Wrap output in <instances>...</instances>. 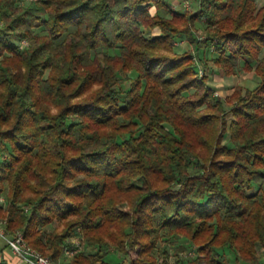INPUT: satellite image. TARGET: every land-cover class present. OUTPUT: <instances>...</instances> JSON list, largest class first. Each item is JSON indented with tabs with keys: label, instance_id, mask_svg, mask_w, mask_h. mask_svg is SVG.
<instances>
[{
	"label": "trees",
	"instance_id": "1",
	"mask_svg": "<svg viewBox=\"0 0 264 264\" xmlns=\"http://www.w3.org/2000/svg\"><path fill=\"white\" fill-rule=\"evenodd\" d=\"M261 2L197 0L177 11L168 0H0L6 233L21 230L51 264H228L229 249L259 264ZM182 37L190 49L176 52ZM207 61L259 80L216 95L210 74H198ZM186 243L194 258L179 254ZM109 249L123 258L108 261Z\"/></svg>",
	"mask_w": 264,
	"mask_h": 264
},
{
	"label": "rangeland",
	"instance_id": "2",
	"mask_svg": "<svg viewBox=\"0 0 264 264\" xmlns=\"http://www.w3.org/2000/svg\"><path fill=\"white\" fill-rule=\"evenodd\" d=\"M28 1L29 0H21V3L24 4V3H27ZM168 1L172 5V8L174 10H177V11H184V10L195 11L197 9V0H168ZM256 2H257V6L261 5V3H262L261 0H256ZM151 12L154 13V8L153 7L151 8ZM38 33L39 34H43L44 31H38ZM153 33H158V30H154ZM194 33H195V36L198 37V39H202L204 37L203 25L200 24V23H196L195 32ZM19 45H20L21 48H26L28 46V42L23 40V41L19 42ZM188 49H190V46H189L188 42L184 39V37H182L180 39L177 38L174 41V50L176 52H182V51H185V50H188ZM207 49L206 48L202 49V50L205 51L204 54H203V57L209 56V55H207V52H206V51H208ZM201 55H202V53L200 52L198 56H201ZM198 56H197V60H200ZM198 65H199L198 66V72H199L198 74L201 75L204 72H207L208 74H210L209 75V79H208V84L213 88L214 94L222 96V97H224L227 94H229L231 92V89L237 84H243V86H245V87L248 86L249 88H251L254 85H256L257 81L259 80L258 77H257V74L254 71H250V72L237 71L234 75L226 76V75L223 74L222 71L216 69L208 61H207V65H205V67L207 66L206 69H204V67L201 64V62H199ZM129 76L132 77L133 74L130 73ZM127 78L128 77H125L123 80H126ZM250 81H251V83H249ZM124 85H125V83L121 84V86H124ZM6 194H7V189L0 195V205H5ZM0 222H1L0 228L4 231V233H6V230H5V219L0 217ZM58 225H59V222L55 221L49 226V228H52V227H55V226H58ZM19 232H21V230H17L14 235H16ZM6 235H8V234L6 233ZM14 235H12V236H14ZM3 242L4 241L0 238V245H2ZM70 242L73 243L74 245L77 244L78 250H81V249L86 250L85 246L83 244H81L80 240H78L76 238L75 239L72 238ZM193 248H195V247L193 246ZM168 250H169V253L171 254L172 253V248H170V246H169ZM256 250H257L256 251L257 256L260 257L259 264H264V253L262 252V249L258 246ZM35 251L38 252L37 250H35ZM73 252H74V250L73 251H68V252H66V255H68L69 258H71L72 255H73ZM38 253H40V252H38ZM179 254L181 256H183V257H186V258H194L196 256V253L194 252V250L191 249V247L187 243H186V248L183 251V253H179ZM108 255L109 256H108L107 260L108 261H112V262L113 261L115 262L118 259L123 258L122 254H119L118 252H116V251H114L112 249L108 250ZM223 257H224L225 260H227L228 264H244L243 262H241L238 259L237 254L231 249L227 250L226 253H224ZM173 259L174 258L171 256V258H170L171 264H173Z\"/></svg>",
	"mask_w": 264,
	"mask_h": 264
},
{
	"label": "built area",
	"instance_id": "3",
	"mask_svg": "<svg viewBox=\"0 0 264 264\" xmlns=\"http://www.w3.org/2000/svg\"><path fill=\"white\" fill-rule=\"evenodd\" d=\"M0 238L4 240L12 253L18 256L25 264H51L46 256L41 255L26 244L21 232L10 237L0 228Z\"/></svg>",
	"mask_w": 264,
	"mask_h": 264
},
{
	"label": "crops",
	"instance_id": "4",
	"mask_svg": "<svg viewBox=\"0 0 264 264\" xmlns=\"http://www.w3.org/2000/svg\"><path fill=\"white\" fill-rule=\"evenodd\" d=\"M249 83H251V81ZM1 259L5 260L7 264H25L18 256L12 253V251L8 248V246H6L5 242H3L2 245H0V260ZM69 259H70L69 256L66 255L64 262L69 261Z\"/></svg>",
	"mask_w": 264,
	"mask_h": 264
}]
</instances>
